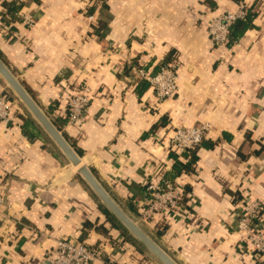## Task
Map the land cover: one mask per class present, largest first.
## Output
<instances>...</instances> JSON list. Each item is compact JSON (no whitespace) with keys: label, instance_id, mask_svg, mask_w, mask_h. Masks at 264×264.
Masks as SVG:
<instances>
[{"label":"crops","instance_id":"crops-1","mask_svg":"<svg viewBox=\"0 0 264 264\" xmlns=\"http://www.w3.org/2000/svg\"><path fill=\"white\" fill-rule=\"evenodd\" d=\"M3 2L19 4L20 18L5 20ZM241 2L255 13L253 28L216 48L208 22ZM90 7L89 0H0V60L49 118L50 109L64 115L69 98L87 87L83 119L59 132L175 262L253 264L238 250L236 227L242 200L264 204V0H105ZM171 52L178 89L158 102L137 72H157ZM0 95L11 99V120L0 122V264H49L57 240L81 233L100 250L92 264H106L103 257L163 264L112 225L117 217L1 75ZM203 124L215 146L200 147L195 172L176 179L184 203L170 219L145 221L147 184L172 170L174 129Z\"/></svg>","mask_w":264,"mask_h":264},{"label":"built area","instance_id":"built-area-1","mask_svg":"<svg viewBox=\"0 0 264 264\" xmlns=\"http://www.w3.org/2000/svg\"><path fill=\"white\" fill-rule=\"evenodd\" d=\"M104 0H89L90 5L99 7ZM247 8L244 2L235 12L227 11L220 16L212 18L208 22L207 33L211 43L216 48H228L230 27L237 21L244 19ZM94 20V16H89ZM28 25L32 21L25 16ZM235 44V43H234ZM138 75L146 78L155 91L158 102H164L174 98L178 89L179 71L178 65L161 66L155 73H149L144 69H138ZM90 102L89 91L82 86L68 100L67 111L69 123L80 122ZM10 103L6 96L0 95V122H9ZM209 124L199 127H176L174 129L170 149L178 154H186L197 148L203 139L209 134ZM162 183L165 186H162ZM146 202L142 210L145 221H153L155 215L161 214L165 219H170L182 205L184 190L180 185L170 184L161 180H151L146 186ZM2 203V199H0ZM239 220L236 227L241 241L238 250L248 252L253 264L264 262V204L259 201L242 200L238 207ZM100 256V250H92L87 243L77 238L60 239L46 254L49 264H92L94 259ZM112 264V263H107Z\"/></svg>","mask_w":264,"mask_h":264},{"label":"trees","instance_id":"trees-1","mask_svg":"<svg viewBox=\"0 0 264 264\" xmlns=\"http://www.w3.org/2000/svg\"><path fill=\"white\" fill-rule=\"evenodd\" d=\"M236 1L240 2L241 0H236ZM104 2H105V0H104ZM103 3L101 5H103ZM3 5H4V9H5V11H4L5 20H7L8 22H13V21L17 20L18 18H20L19 16L21 15V9H20L21 7L19 4H17L16 2H3ZM91 6L92 7H90V8H92V9H93V7H96L95 5H91ZM101 8H102V6H101ZM254 17H255V13L252 11L251 8H249V9H247V14H246L245 18L241 19V20H237L230 27L229 42H228L229 46H231L234 43H236L237 41H239L249 29L253 28L252 22H253ZM175 59H176V57H175L174 52H171V54L165 58V61H163V63H161L157 67V69H155V70L158 71L161 66H170L172 64H177ZM134 62H135V65L131 64L130 66H128V70H134L137 67L136 65H138V61L135 60ZM139 69H141V68H139ZM141 82H142V84H141L142 88H145V87L149 86V84H150L146 78H143V80ZM7 99H8V101H11L10 97H8V96H7ZM48 113H49V116L51 118H49L48 116L47 117L50 119V121L53 123V125L56 127V129L58 131H61L63 129L64 125L69 123V113L67 110H66L64 115L55 114V112L52 109H50L48 111ZM24 120H25L26 124H30L29 119L25 118ZM165 122L166 121L164 120L161 124L164 125ZM202 146L205 148H213L215 146V143L211 142V141L206 142V140L204 138L203 141L201 142V144L197 148L191 150L189 153L180 154V155H183L184 157L187 158L186 161L180 160L178 153L176 151L172 150L171 156H172L173 161H174L173 166H172V170L170 172H167L163 176V180L167 181L170 184L177 185L176 179L178 177H180L181 175L190 174V173L195 172L196 163L199 159L198 155H197V151ZM162 186L164 187L165 184L162 183ZM185 194H186V192H184L183 201H185V196H186ZM115 220L116 221H113L112 225L120 227L119 229L122 230V233L125 236V239L128 241L131 240V238H133V235L130 234V231L126 227H124L122 225V223L117 218H115ZM160 228L161 229L157 232L158 236H162V233L164 232V229L166 228V226L162 225V227H160ZM85 236L86 235L84 233H81V235L77 239L79 241L84 242ZM138 242H139V244L134 243L133 245L135 246V248L137 249V251L139 253L144 254L145 250L148 251V249L146 248V246L142 242H140V241H138ZM89 248L92 250L96 249L94 246H90V245H89ZM103 259H104L106 264L110 262L109 261L110 259L108 257H103ZM145 259H146V257H145ZM261 264H264V262H262Z\"/></svg>","mask_w":264,"mask_h":264},{"label":"water","instance_id":"water-1","mask_svg":"<svg viewBox=\"0 0 264 264\" xmlns=\"http://www.w3.org/2000/svg\"><path fill=\"white\" fill-rule=\"evenodd\" d=\"M0 75L6 80L21 101L28 107L33 116L58 144L67 158L75 166H79V173L85 178L92 189L96 192L103 203L123 223V225L156 256L163 264H178L173 260L149 235H147L135 222H133L114 199L107 193L95 176L86 167L81 165V160L63 135L56 129L46 114L40 109L25 88L15 78L12 72L0 60Z\"/></svg>","mask_w":264,"mask_h":264}]
</instances>
